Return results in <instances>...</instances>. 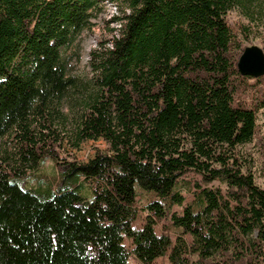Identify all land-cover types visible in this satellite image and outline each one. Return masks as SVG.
Wrapping results in <instances>:
<instances>
[{"label":"trees","instance_id":"1","mask_svg":"<svg viewBox=\"0 0 264 264\" xmlns=\"http://www.w3.org/2000/svg\"><path fill=\"white\" fill-rule=\"evenodd\" d=\"M102 1L0 0V264H150L167 250L172 264H264V186L240 149L264 74L237 68L264 0H105L118 26L72 73L68 50ZM99 138L87 161L38 171ZM188 171L204 185L186 181L192 198L172 211ZM165 218L174 238L156 230Z\"/></svg>","mask_w":264,"mask_h":264},{"label":"rangeland","instance_id":"2","mask_svg":"<svg viewBox=\"0 0 264 264\" xmlns=\"http://www.w3.org/2000/svg\"><path fill=\"white\" fill-rule=\"evenodd\" d=\"M115 6H114V5ZM103 9L102 11L95 17L92 18V26L89 29H84L81 32L79 37V41L71 46L68 50L70 54V62L69 69L72 73L75 74H88L90 72V67L88 64L89 60V50L92 47L98 45V40L100 39H108L110 37V27H117L118 24L113 21H108L110 17L116 15L119 9L116 7V4L110 3L109 1H102ZM228 19L233 26H237V24L243 21V16L241 15L240 10L237 8H233L228 13ZM258 28L254 30V32L249 33L247 39H242L243 46L250 44H257L261 46L264 50V43L262 33H264V20H259ZM257 122L258 127L257 131L254 134L251 141L242 145L241 149V157L242 159H251V171L254 173L256 182L264 186V107L260 108L257 113ZM106 143L102 139H88L83 141L79 148H70L66 146L60 151L59 160L55 162L51 159H46V161L41 165L39 172L42 171L45 176L51 177L53 174H58V170L56 168L57 164H62L63 167L66 166L67 162L70 160L76 161H87L91 158L97 149L106 150ZM250 161V160H249ZM37 172V171H36ZM38 173V172H37ZM181 179L186 183L189 181L190 189L195 188V183L203 184L200 180V175L193 172L188 171L184 175H182ZM41 183L44 184L46 181L41 178ZM30 185L38 184V178L34 177L29 181ZM211 184H217V181H213ZM185 188L189 189L187 184L181 188V193L185 195V199L181 204H174L172 207V211L179 212L181 211L182 206L186 201L192 198V192H188ZM137 203L140 205V201L137 200ZM145 215V211H140L139 215L132 221L133 226H141L142 218ZM167 225L166 233L171 235L172 238L175 236L176 229L171 226L170 219L165 218L161 220L156 225V230L160 231L162 226ZM125 243L131 247V240L128 237L124 238ZM167 250L164 254L157 256L150 264H172L169 260ZM130 264H142L133 254L130 255L129 258Z\"/></svg>","mask_w":264,"mask_h":264},{"label":"water","instance_id":"3","mask_svg":"<svg viewBox=\"0 0 264 264\" xmlns=\"http://www.w3.org/2000/svg\"><path fill=\"white\" fill-rule=\"evenodd\" d=\"M237 68L241 74L258 77L264 74V50L257 44L244 46L237 59Z\"/></svg>","mask_w":264,"mask_h":264}]
</instances>
